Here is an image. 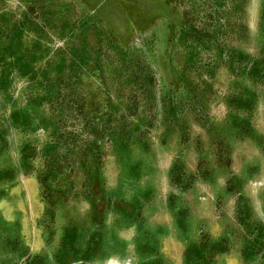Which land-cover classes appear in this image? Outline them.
Masks as SVG:
<instances>
[{
    "label": "rangeland",
    "instance_id": "obj_1",
    "mask_svg": "<svg viewBox=\"0 0 264 264\" xmlns=\"http://www.w3.org/2000/svg\"><path fill=\"white\" fill-rule=\"evenodd\" d=\"M0 264H264V0H0Z\"/></svg>",
    "mask_w": 264,
    "mask_h": 264
}]
</instances>
